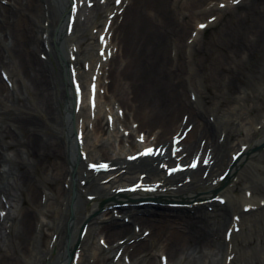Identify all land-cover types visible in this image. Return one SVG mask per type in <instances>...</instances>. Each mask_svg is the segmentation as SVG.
<instances>
[{"label":"bare ground","instance_id":"obj_1","mask_svg":"<svg viewBox=\"0 0 264 264\" xmlns=\"http://www.w3.org/2000/svg\"><path fill=\"white\" fill-rule=\"evenodd\" d=\"M211 1L122 0L118 8L112 6V0H8L7 7L0 2V185L5 176L8 183V190L0 186V264H67V253L75 247L80 250V259L68 264H122L125 255L131 264H146L151 251L160 244L168 264H195L196 257L191 255L199 253L198 257L203 258L205 250L213 246L216 255L223 251L224 260L219 264H227L231 254L234 257L230 264L240 261L238 235H233L232 242L226 238V232L234 228L231 218L247 206L255 208L244 213L247 216L264 211V187L249 180L254 170L264 171L260 163L264 153L258 150L264 142V122L256 128L254 118L264 108V94L253 92L264 72L245 70V60L257 56L264 44V0L216 3L218 7L222 2L238 4L230 3L228 10L207 6ZM112 9L116 15L109 31L113 32L112 48L117 52L101 71L102 61L96 56L101 45L95 41L96 32L97 40L106 33L105 20ZM234 11H239L238 15L230 14ZM213 16H217L216 24L221 22L214 42L220 55L215 57L204 49V33L199 32L192 45L185 43L192 28ZM71 17L74 25L70 35L66 30ZM50 42L55 43L53 53L47 46ZM74 53L76 65H81L79 57L90 62L89 73L82 78L86 86L95 83L97 100L102 98V88L124 109L123 120L115 116L112 137L113 131L104 118L112 114L114 105L110 111H102L97 103L95 119L90 110L82 108L73 117L74 126L69 121L73 91L67 68L74 64ZM42 54L47 61L41 59ZM2 71L13 83L11 89L2 80ZM198 80L206 95L198 91ZM236 94L240 95L234 98ZM193 95H198L199 104L205 105L203 109L192 101ZM233 99L239 104L237 113L225 109ZM212 101L215 103L210 104ZM248 101L259 105L247 106L243 112L241 102ZM213 109L219 110L218 119L229 112L242 122L246 115L252 132L243 126L233 127L231 122L221 127ZM126 119L137 124V135L132 127L124 129L131 132L127 137L121 132L118 125ZM184 131L187 137L173 157L172 137H180ZM141 132L148 138L139 145L136 137ZM79 134L83 135L82 142L76 141ZM117 140L123 146L118 152ZM151 146L165 152L128 160L141 148ZM80 149L82 153L88 151L89 161L106 162L108 171L101 174L87 169ZM240 154L239 163L231 168ZM254 154L259 159L253 160ZM196 158L198 170L188 169L186 165L189 167ZM165 165H182L183 169L168 177ZM238 172L251 182V197L246 193L251 191L249 187L238 199L230 195L235 191L233 178ZM230 175V182L222 187ZM138 182L142 187L134 193L116 191ZM65 183H69L68 188ZM214 191L226 199L223 206L204 201L203 205L172 209L166 204L208 200ZM105 199L98 214L99 203ZM115 200L133 205L113 208ZM144 201L157 206L133 207ZM237 204L239 208L233 206ZM210 207L212 211H208ZM38 216L47 222L39 225ZM80 223L87 224L83 239L78 237ZM175 226L186 227L188 233L172 230ZM146 230L149 235L145 240L131 246L130 252L127 246L118 263L113 258L121 244L108 251L98 244L103 238L113 245L129 233L141 237ZM95 240V251L90 253L89 246ZM151 258L147 264H158Z\"/></svg>","mask_w":264,"mask_h":264},{"label":"rangeland","instance_id":"obj_2","mask_svg":"<svg viewBox=\"0 0 264 264\" xmlns=\"http://www.w3.org/2000/svg\"><path fill=\"white\" fill-rule=\"evenodd\" d=\"M238 13H239V11H237V12L234 11L230 14L231 15H238ZM220 27H221V22H218L217 24L215 22L213 24V27H211L207 32L204 33V41H203L204 45L203 46H204V49L207 52V54L211 55L212 57L220 55L219 50L217 49L216 45L214 44L215 40L218 37L217 31ZM245 61H247V62H245V63H247L245 70L247 68L248 69L254 68L255 71L262 74L264 72V44H263L261 52L257 56H255L254 58H252L250 60L248 59ZM247 72L248 71H246V73ZM197 82H198V85L200 86V91L202 93H204V86L201 84L200 80H198ZM251 90H252V88H251ZM256 90L253 89V92H255L256 94L257 93L264 94V77L259 79L258 87L256 88ZM203 95H206V94H203ZM239 95L240 94L234 95V98L238 97ZM105 99L106 100L108 99L111 102L114 101L113 97L110 93H109V96L106 97ZM214 103L215 102L212 101L210 104H214ZM233 103H234V107L239 106L238 102H236V100L233 99V101L231 103H227V106H225V109L229 111L231 108V105ZM241 103H242V106L244 107L242 110L243 112H245L244 109L247 108V106L252 107V106L259 105V103H257L256 101H248L247 102L248 104H245L244 102H241ZM263 115H264V108H261V110H258L257 113L254 114V118L256 117V120L258 121L259 119H262ZM224 116H225V119L233 118L230 113H228V114L225 113ZM242 122H243L242 129H244V127L247 129L248 125H249L248 123L250 121L246 115L243 116ZM261 164H262L261 168L264 169V161ZM250 177L252 178V180H255V181H257V180L263 181L264 174H259L258 172L255 171V172L251 173ZM261 178H263V179H261ZM261 184L263 186V183H261ZM238 190H239V187L237 188V191ZM238 192H240V191H238ZM262 218H264V212L252 216L251 222L246 227V230L244 231V233L241 237V238H245L247 241V243H243L244 245L241 246V250H240V252H241L240 258L244 264H245V261H248V263H246V264H264V241L261 243V240L264 239V229H263L264 221L261 222ZM172 230H174V231L177 230V232H181L182 234L188 233L187 228H182V227H175V228L173 227ZM208 249H213V248H208ZM208 249L205 250V252H204L205 257H203V258L198 257V256H200V255H198L199 253L193 254L196 257V260H195L196 264H219V261H221V259H220L219 255L217 256L215 254L217 252V250H215L213 252L214 249L213 250H208ZM220 252H221V250H220ZM152 253L155 254L154 251H152ZM237 264H240V262Z\"/></svg>","mask_w":264,"mask_h":264},{"label":"snow or ice","instance_id":"obj_3","mask_svg":"<svg viewBox=\"0 0 264 264\" xmlns=\"http://www.w3.org/2000/svg\"><path fill=\"white\" fill-rule=\"evenodd\" d=\"M118 2H119V0H118ZM202 27H203V25H202ZM141 139H143V137H141ZM154 150L153 149H151V148H149V149H147L146 150V152H153ZM95 166V165H94Z\"/></svg>","mask_w":264,"mask_h":264}]
</instances>
